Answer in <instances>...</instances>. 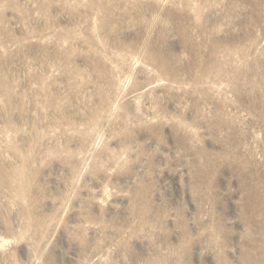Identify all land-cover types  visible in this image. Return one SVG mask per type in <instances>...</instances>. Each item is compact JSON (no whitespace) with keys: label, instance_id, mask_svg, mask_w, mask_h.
Masks as SVG:
<instances>
[{"label":"rangeland","instance_id":"374dc122","mask_svg":"<svg viewBox=\"0 0 264 264\" xmlns=\"http://www.w3.org/2000/svg\"><path fill=\"white\" fill-rule=\"evenodd\" d=\"M0 264H264V0H0Z\"/></svg>","mask_w":264,"mask_h":264}]
</instances>
